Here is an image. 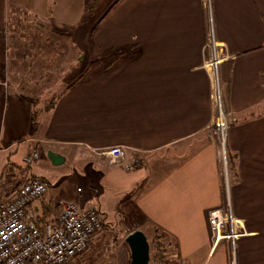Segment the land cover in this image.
<instances>
[{"label":"crops","instance_id":"0c3cea01","mask_svg":"<svg viewBox=\"0 0 264 264\" xmlns=\"http://www.w3.org/2000/svg\"><path fill=\"white\" fill-rule=\"evenodd\" d=\"M210 40L231 117L223 144L210 127ZM112 146L141 163L110 164L99 150ZM69 151L102 189L85 172L89 192L57 199L48 182L30 204L39 222L55 223L60 201L97 208L104 234H124L108 243L113 264H129L136 229L168 264H230V252L231 264H264V0H0V200L44 178L25 156L64 164ZM225 202L246 229L234 252L212 248L207 227Z\"/></svg>","mask_w":264,"mask_h":264},{"label":"built area","instance_id":"2783aa9c","mask_svg":"<svg viewBox=\"0 0 264 264\" xmlns=\"http://www.w3.org/2000/svg\"><path fill=\"white\" fill-rule=\"evenodd\" d=\"M209 45L214 53L205 65L216 91L210 127L223 144L231 117L223 107L218 88L217 73L221 58L215 53V41L210 40ZM99 155L110 164H123L127 157L125 149L120 146L101 149ZM36 157L37 153L32 152L23 158L22 165ZM140 163V157L133 156L124 162L123 167L131 171ZM47 188L46 179L31 177L18 185L6 199L0 200V264H67L86 251L102 230L103 220L97 208L81 209L69 201L59 202L60 210L55 223H39L30 204L40 198ZM207 227L212 248L227 242L233 252L236 241L246 233L242 222L232 214L228 202L207 211ZM155 245L153 254L149 245V262L153 259L156 261L154 264H168L164 246L158 240Z\"/></svg>","mask_w":264,"mask_h":264},{"label":"rangeland","instance_id":"374dc122","mask_svg":"<svg viewBox=\"0 0 264 264\" xmlns=\"http://www.w3.org/2000/svg\"><path fill=\"white\" fill-rule=\"evenodd\" d=\"M85 29H86L85 26H83V30ZM64 31L69 33L70 29H65ZM77 33H79V30L77 31ZM65 155L67 157L66 162L61 165H57V166L52 165L51 162L47 159L46 155H43L40 158L39 157L35 158V160H33L30 165V166L36 165L37 163H34L35 161L39 163L41 172L44 178L48 180L47 182H49V188H51L52 193L57 195V199L63 196H68V197L75 196L76 197L77 194L79 193L84 194L86 192H89L88 180H85L86 175L92 181V183H94L97 191L102 189L103 179H102V174L100 172H98L96 169L94 170L90 166L88 168L84 162H82L81 160H77V158H74V155L71 151H69L68 153L65 152ZM85 172H86V175L83 178L82 176H79V174L81 175V174H84ZM77 188L79 189V191L80 190L82 191L77 192ZM94 198L95 199L93 200V204L95 206H98L99 194L95 196ZM114 201L115 200L111 199L110 203L113 204L112 202ZM113 206L115 207L116 205L114 204ZM102 214H103L104 219H107L104 213ZM123 227H124L123 230L125 231V229L127 228L126 223ZM116 229L117 228L115 227L113 228V230H116ZM103 231L104 230L102 228V230L92 240V244L95 241H96L95 243L99 242V244L96 247H94L93 250H92L93 245L90 244L89 247L86 249V251L76 256L75 258H73L72 262L70 260V262L67 264H111V263H114L116 260V253H117L116 252L117 248L115 247L116 243L114 246L108 243L110 242L111 239H114L113 236L115 235H116L115 236L116 238L118 236L120 237L121 240H123L124 234L121 233V235L120 234L118 235V234H115L114 232L104 234ZM151 237L152 236L150 234L147 238L148 240H150L149 241L150 249L152 248L151 254H153L154 249L156 247L155 245L156 240L152 239L153 237L152 238ZM232 255L233 254L230 252V264H231ZM155 262L156 261L151 259L149 264H154ZM118 264H122V263H118Z\"/></svg>","mask_w":264,"mask_h":264},{"label":"water","instance_id":"95a60500","mask_svg":"<svg viewBox=\"0 0 264 264\" xmlns=\"http://www.w3.org/2000/svg\"><path fill=\"white\" fill-rule=\"evenodd\" d=\"M47 155L54 165L64 162V158L60 155H54L51 152ZM124 242L129 249V264H149V243L142 231L136 229L129 233Z\"/></svg>","mask_w":264,"mask_h":264},{"label":"trees","instance_id":"16d2710c","mask_svg":"<svg viewBox=\"0 0 264 264\" xmlns=\"http://www.w3.org/2000/svg\"><path fill=\"white\" fill-rule=\"evenodd\" d=\"M35 113V112H34ZM31 155V154H30ZM29 156V155H28ZM37 157H38V154H37ZM36 157V158H37ZM35 159V158H34ZM34 159H32L31 160V162L34 160ZM31 162H29L28 164H26L24 167H28L30 164H31ZM47 181V180H46ZM47 184H48V182H47ZM102 218V217H101ZM102 220H103V218H102ZM39 223H41V222H39ZM103 226H104V220H103ZM154 233H156V232H158V230L157 229H155L154 231H153ZM156 234H158V233H156ZM156 237L158 238V237H161V236H159V235H156ZM73 258H75V257H73ZM72 258V259H73ZM72 259H71V261H72ZM111 264H113V263H111Z\"/></svg>","mask_w":264,"mask_h":264}]
</instances>
